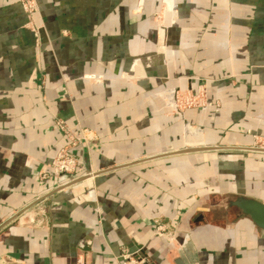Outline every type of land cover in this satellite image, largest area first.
Here are the masks:
<instances>
[{
    "label": "crops",
    "instance_id": "0c3cea01",
    "mask_svg": "<svg viewBox=\"0 0 264 264\" xmlns=\"http://www.w3.org/2000/svg\"><path fill=\"white\" fill-rule=\"evenodd\" d=\"M37 2L0 0V264H264V0Z\"/></svg>",
    "mask_w": 264,
    "mask_h": 264
},
{
    "label": "built area",
    "instance_id": "2783aa9c",
    "mask_svg": "<svg viewBox=\"0 0 264 264\" xmlns=\"http://www.w3.org/2000/svg\"><path fill=\"white\" fill-rule=\"evenodd\" d=\"M22 10L25 12L28 22L27 24L31 27V30L35 35H38V27H35L31 24L32 17L34 14L39 12V5L37 0H18ZM31 24V25H30ZM198 97L197 94L193 95H184L182 97V100L178 101V107H181L180 103L186 102L187 104H191L193 101ZM197 103H194V106ZM176 106V103H175ZM176 106V107H177ZM56 125L59 128L60 131H62L65 136L68 138V142L64 145H61L55 155L50 159L48 162V167L51 169L53 175L56 179V187H67L71 183H73L77 178H92L93 173L91 171H87L86 173L75 176V170H76V164L77 159L72 154L71 149L77 145H81L85 142L86 138L83 135L77 136L74 135L69 127L61 121L57 120ZM155 233L160 236H165L167 233V229L159 220L155 221ZM117 258L119 261V264H142V261L133 256L130 252H128L126 249H121L119 253L117 254Z\"/></svg>",
    "mask_w": 264,
    "mask_h": 264
},
{
    "label": "water",
    "instance_id": "95a60500",
    "mask_svg": "<svg viewBox=\"0 0 264 264\" xmlns=\"http://www.w3.org/2000/svg\"><path fill=\"white\" fill-rule=\"evenodd\" d=\"M230 205L237 207L240 212L248 216L256 226L264 230V203L253 198L239 195L230 201ZM131 254L141 260L142 264H151L142 246L133 249Z\"/></svg>",
    "mask_w": 264,
    "mask_h": 264
},
{
    "label": "rangeland",
    "instance_id": "374dc122",
    "mask_svg": "<svg viewBox=\"0 0 264 264\" xmlns=\"http://www.w3.org/2000/svg\"><path fill=\"white\" fill-rule=\"evenodd\" d=\"M186 95H193V94H191V93H187ZM179 103V102H178ZM194 103H197V104H195V105H200V106H205V105H207V104H210V102L209 101H205V99H204V91L203 90H201L199 93H198V97H197V99L195 100V102L193 101L191 104H187L186 102H184V103H180V105L181 106H183V107H191V106H194ZM216 104V103H215Z\"/></svg>",
    "mask_w": 264,
    "mask_h": 264
}]
</instances>
